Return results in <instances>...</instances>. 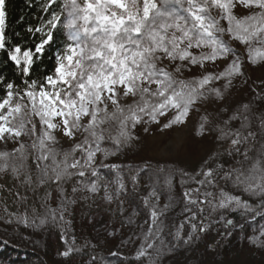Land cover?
<instances>
[{"label":"snow or ice","instance_id":"1","mask_svg":"<svg viewBox=\"0 0 264 264\" xmlns=\"http://www.w3.org/2000/svg\"><path fill=\"white\" fill-rule=\"evenodd\" d=\"M56 3L57 0H45L44 10L48 11ZM5 5L6 0H0V51L6 52V60L15 66L24 87L13 80L5 84L6 78L0 75V89L4 93L0 97V141L17 142L22 136L31 141L30 144L20 141L19 147L12 152L0 151V179L7 176L12 182L10 188L0 184V190L7 191L12 204L17 207L16 212H10L6 198L0 196L5 213L0 220H4L6 226L15 222L17 229L21 225L25 228H41L46 224L56 227L60 221L70 224L71 221L64 219L66 212L71 215L70 206L78 201L87 203L101 187L103 199L112 202L114 197L108 191L107 182L101 184L100 169L117 170L124 166L107 165L103 161L96 166L97 153L107 159L135 148L142 140L135 132L138 125L142 126L143 134L148 135H155L153 125L161 133L177 128L186 130L194 108L199 111L197 106L206 104L212 97L222 102L225 97L221 89L207 86L213 80L226 78L228 82L223 89L227 90L234 78L245 75L244 61L224 39L226 34L248 46V62L253 67L264 64V49L253 47V44L264 45V0H62L61 12L53 11L47 21V31L45 27L28 28L29 33L35 31L46 37L35 46L34 52L22 50L19 45L8 48ZM237 5L260 11L238 18L233 11ZM221 20L227 21L226 29ZM54 30L67 33L65 45L56 53V66L42 80L31 78L36 62L34 56L39 60L45 46L54 42ZM192 49L198 52L194 53ZM230 54L235 58L218 75L208 73L191 80L178 79L176 75L197 65L203 68L206 62L215 63ZM164 61L174 65L172 71L167 70ZM152 85H156L155 90ZM121 90L123 96L138 99L131 105H119L117 97ZM252 90L255 92V87ZM256 98L264 100V94L257 92ZM106 101L115 105L113 112L107 111ZM171 112L174 115L169 116ZM84 118H88L87 123H82ZM161 118L166 122L162 123ZM236 119L241 120L240 127L233 129L230 124ZM253 119L259 121V132L251 130ZM61 123L66 137L73 138L79 131L85 133L84 139L69 150L55 147L57 140L53 130L60 128ZM105 124L109 127L105 128ZM193 131L200 139L216 133L217 142L230 141L229 147L223 153L218 152V156H242L243 159L235 160L234 165L230 163L227 167L223 163L206 170L198 166L194 174L181 171L182 186L197 185L183 189V211L189 215L172 234L174 242L168 243L161 234L165 228L162 217L170 205L165 204L159 209L153 204L151 223L147 232L142 233V243L135 254L137 260L147 258L148 264H160L164 255L192 247L200 239V233L220 221L225 230L220 235H231L228 229L242 225H235L232 219L226 218L229 212H239L242 216L264 214V143L256 139L258 134L264 135V115H255L249 105L244 104L242 115L234 112L223 125H212L204 118ZM250 141L260 143L254 150L255 157L249 155L253 149L244 147ZM177 148L186 153L187 139L178 143ZM175 174L176 170H168L165 182L170 187ZM137 175L139 172L132 176L134 185ZM117 180L119 187L115 199L119 200L125 187L119 171ZM221 182L256 203L226 191L223 186L216 192L210 190ZM54 194L58 210L49 206ZM30 200H33L31 204ZM36 203L43 212L37 210ZM120 204L123 211V202ZM145 204H148L147 198ZM21 206L24 212H20ZM205 206L210 209L207 216ZM217 212L219 218L213 220L211 214ZM124 223L133 221L128 219ZM185 223L191 227L187 238L181 235ZM17 229H13V233ZM4 231L7 233L8 228L4 227ZM108 235L114 233L110 231ZM261 237H264V230L249 240L254 246L264 245ZM9 243V239H0V244ZM74 251L80 252V249L68 246L59 255L67 259ZM213 264L217 262L214 260Z\"/></svg>","mask_w":264,"mask_h":264},{"label":"trees","instance_id":"2","mask_svg":"<svg viewBox=\"0 0 264 264\" xmlns=\"http://www.w3.org/2000/svg\"><path fill=\"white\" fill-rule=\"evenodd\" d=\"M44 5L45 0H6L5 38L8 48L19 45L22 50L31 49L34 52L35 46L41 42L42 38H46L41 33H35V31L29 33L28 28L31 27L35 30L37 27H45L53 11L61 12L62 0H57V3L53 4L48 11L44 10ZM61 20H63V14ZM45 31H47V27H45ZM53 36L54 42L45 46L43 56L39 60H36V56H34L36 62L31 70V78L42 80L44 76L53 72L56 66V53L65 45L67 33L63 30H54ZM16 72L15 66L6 60V52L0 51V75L6 78L5 84L9 80L20 84L21 77L16 75ZM20 87L23 88L24 86L20 84ZM3 95V90L0 89V97ZM228 106H231V104H228ZM228 106H226L227 111H223L221 125L234 112L242 113L241 111H234L235 109H230ZM212 109L207 108L206 110L211 111ZM255 113L257 116L264 115V108L259 113L256 110ZM236 120L231 121V123ZM255 123L258 127L259 121L255 120ZM83 136H85V133H83ZM256 139L258 142L264 143V139L259 134ZM28 141L31 143L30 140ZM30 143L25 142V144ZM254 144L251 147L253 151L249 153L253 157L256 155L254 150L260 146V143ZM60 149L69 150L67 148ZM241 151H243V148H241ZM234 157L235 160H240V156ZM232 158L227 155H217L215 161L216 164H224ZM109 159H111V156L105 159L101 155L99 160H95V165L99 166L103 161L107 165L124 166L117 170L111 168L100 169V175L103 177L101 184L107 182L108 191L114 197L112 202L109 203L103 199L104 189L101 187L100 192L92 195V199L87 203L78 201L75 205L70 206L71 215H68L67 212L64 214L65 221H71L70 224H64L63 221H60L56 227L46 224L41 228H25L21 225L17 229L15 222L6 226L4 220H0V239L10 240L9 244H0V264H89L90 261L91 264H148L147 258L137 260L135 254L141 246L142 233L147 232L151 223L150 212L153 204H156L159 209H162L165 204L170 205L168 211L162 217L165 228L161 235L165 241L173 243L172 234L189 215L183 211V189L185 187H197L194 183L182 186L180 184V172L188 171L189 174H194L196 169L185 167V170L174 163L157 162L156 159H147V162H134V158L119 157L116 162H107ZM29 163L31 164V160H29ZM201 166L199 165V167ZM212 167L214 168L213 165L201 168L206 170ZM142 169L147 170L142 171ZM159 169L164 171H158ZM168 170H176V174L171 180V187L165 182ZM117 171L121 173L125 186L119 200L115 199V192L119 187ZM137 172H139V175H137L136 184L134 185L132 176L136 175ZM199 178L201 177H197V179ZM0 184H5L6 188L12 187L11 179L7 176L0 179ZM70 187L69 185V191ZM210 190L214 191V189ZM234 190L236 191V189ZM153 192H155V195H150ZM28 195L31 196V193H28ZM0 196L6 198V204L10 212L17 211V207L12 204V197H9L7 191L0 190ZM169 197H172L171 201ZM146 198L148 200L147 205L145 204ZM120 201L123 202V211H121ZM32 202L33 200H30L29 204ZM49 206L54 210L59 209L55 194ZM36 207L39 212H43L39 203H36ZM24 210V207L21 206L20 212H24ZM4 215L3 205H0V217ZM205 215L207 216L208 212H205ZM57 217H59V211H57ZM226 218L232 219L235 225H242V227H232L228 229L231 235L221 236L220 233L225 231L223 221H221L216 228L200 233V239L192 247L181 248L173 254H166L161 258L160 263L164 259L176 255L175 258L178 259V264H213L214 260L219 264V258L222 254L220 248L222 245L227 247L230 245L233 234L238 233L245 242L249 240V237L259 236L260 232L264 230V215L262 214L242 216L239 212H229L226 214ZM128 219H131L133 223L125 224L124 221ZM4 227L8 228L7 233L4 231ZM61 228L64 229L63 232ZM13 229H17L15 233H13ZM110 231L114 235L109 236L108 232ZM190 231V224L185 223L181 235L187 238ZM261 240H264V237H261ZM124 241L130 242L124 243ZM249 244H251L250 249L252 248L255 253L262 251L260 245L254 246L251 242ZM68 246H72L74 249L79 248L80 252L74 251L67 259L61 257L59 253L67 250ZM112 252H117L118 255L113 256L111 255ZM92 257H95V259L93 260Z\"/></svg>","mask_w":264,"mask_h":264},{"label":"rangeland","instance_id":"3","mask_svg":"<svg viewBox=\"0 0 264 264\" xmlns=\"http://www.w3.org/2000/svg\"><path fill=\"white\" fill-rule=\"evenodd\" d=\"M234 14L238 18H242L247 15H251L254 12H259L260 10L257 8L253 9H245L240 5L233 10ZM214 14L215 11H214ZM221 25L226 29L228 27L227 21L221 20ZM224 39L228 41L229 45L236 50V54L239 55L240 59L244 61L242 67L245 69L244 77H236L232 80V84L229 86L227 90L223 89V85L228 81L226 78L220 80H213V82L207 86V88H220L224 93V100L222 102L217 101L214 97L210 98L206 104H200L197 107L199 111L195 110V108L190 113V120L188 121V127L186 130H181L177 128L175 131H169L161 133L156 130V126L153 125L152 129L155 132V135L143 134L142 126H137L135 132L140 134L142 140L136 143L135 148L126 149L123 152L117 153L116 155H112L111 159L107 160V162H116L119 157H129L134 158V162L137 161H146L147 159H156V161H160L162 163H167L170 161H179V163H174L176 166L181 169H197L199 165L201 167H211L212 165L216 166L215 156L217 153H223L224 149L229 147L230 141H224L222 143L217 142L215 140L216 133H213L211 136L205 135L203 139H200L195 136L193 129L199 127V123L202 119L207 118L208 121L212 125L220 124L223 119V111L228 104L230 109H235L234 111H241L243 109L244 104H248L252 113L256 115V110L259 111L264 108V100H259L256 98V93L264 94V64L257 65L253 67L248 62V46L241 44L239 41L231 39L229 35H225ZM255 48L264 49V45L253 44ZM194 53H197V49H192ZM203 51H209L208 49H204ZM235 57L233 55H229L227 58L218 59L215 63L206 62L204 67L201 68L199 65L191 68L190 71L183 72L182 75L176 74L178 79L191 80L194 78H201L208 73H212L214 75H218L223 72L232 59ZM164 64L167 67L168 71H172L174 65L170 64L168 61H164ZM255 87V92L252 90ZM156 85H152V89L155 90ZM118 103L121 106H127L135 103L138 97L133 96H123L122 90L118 94ZM107 103V111L109 113L113 112L115 109V105H113L110 101H106ZM207 108H213L211 111H207ZM225 113V112H224ZM174 115V112L169 113V116ZM242 115V113H241ZM204 117V118H203ZM88 118H84L82 123H87ZM162 123L166 122L164 118H161ZM57 122H59V118H57ZM241 120L237 119L233 123H231V128H239ZM235 124V125H233ZM223 125V124H222ZM233 125V126H232ZM105 128H108L109 125L105 124ZM252 131L259 132V129L255 123V119L252 120ZM83 131L76 132L73 138L66 137L63 134V126L62 123L60 128L53 130V134L56 137L57 143L55 147L67 148L71 149L76 143L80 142L83 139ZM113 134H115V129H113ZM258 136V135H257ZM262 139H264V135H260ZM22 136L20 141L28 142V137ZM187 139V149L186 153L179 151L177 148L178 143H183ZM13 142L9 140L7 143L0 141V151H8L12 152L14 149L19 147V142ZM251 142V141H250ZM246 145V147H252L255 144L250 143ZM254 144V145H253ZM111 146V145H105ZM250 153V152H249ZM101 153H97L95 160H99L101 157ZM235 157L231 160H227L228 162H224L227 167L228 164H235ZM240 160L243 159L242 156L239 157ZM164 161V162H163ZM205 161L207 163L205 164ZM147 162V161H146ZM173 164V163H170ZM183 166V167H181ZM213 168V167H212ZM186 170V169H185ZM225 187L226 191L231 192L234 195H239L243 199L250 200V203L255 204V200H251L247 195L242 193L241 191L234 190L231 186H224L223 183H219L217 188L214 189V192L219 190V187ZM205 212L210 214V209L205 206ZM264 215V214H262ZM213 220H218L219 213L211 214ZM221 222V221H220ZM219 222V224H220ZM217 224H212L211 228H216ZM207 230V231H208ZM241 234V233H240ZM231 243L227 246H221V258H219V264H264V245H260V249L262 251L255 253V251L250 247L249 240L243 242L241 235L233 234L231 236ZM246 243V244H242ZM240 245V246H239ZM250 246V247H249ZM174 257H170L169 259H164L160 264H178V259ZM218 264V263H217Z\"/></svg>","mask_w":264,"mask_h":264}]
</instances>
